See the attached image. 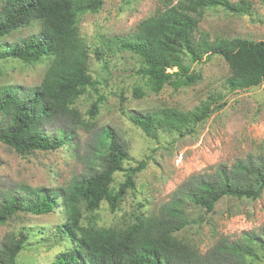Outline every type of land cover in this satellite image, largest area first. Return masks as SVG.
Wrapping results in <instances>:
<instances>
[{
    "label": "trees",
    "instance_id": "trees-1",
    "mask_svg": "<svg viewBox=\"0 0 264 264\" xmlns=\"http://www.w3.org/2000/svg\"><path fill=\"white\" fill-rule=\"evenodd\" d=\"M101 4V0H4L0 6V39L35 19L41 22L37 33L9 46L0 43V58L25 63L50 59L38 84L0 86V142L17 153L71 147L78 127L90 125L74 106L87 87H95L88 69L89 47L77 22L79 14L95 11ZM210 7L242 14L250 9L251 1L177 0L142 19L133 33L115 38L121 50L138 56L137 74L145 79L148 89L158 92L166 84L176 89L196 83L201 76L190 70L184 58L196 62L212 54L227 62L229 88H249L264 80V40H209L205 32H198L201 14ZM93 53L98 59L103 56L98 49ZM134 93L143 94L140 89ZM214 100L211 95L188 110L165 106L131 113L130 119L153 139L162 128L182 134V129L209 116L217 105ZM96 109L92 104L91 117ZM95 139L92 149L79 155L83 171L66 185L52 189L23 185L0 193V224L18 211L48 213L60 200L67 217L58 228L69 243L53 264H248L264 257V232L244 231L236 238L218 241L205 253L174 235L185 224L181 201L209 212L223 196L257 197L264 188V154H250L230 167L222 165L212 173L194 175L158 215H138L124 228L94 227L81 223L83 212H93L102 201L115 210L127 190L134 187L136 173L146 165L140 160L123 168L128 148L110 127L100 129ZM118 171H124V180L112 190L113 174ZM26 238L24 231L7 234L0 243V264H17Z\"/></svg>",
    "mask_w": 264,
    "mask_h": 264
},
{
    "label": "rangeland",
    "instance_id": "rangeland-1",
    "mask_svg": "<svg viewBox=\"0 0 264 264\" xmlns=\"http://www.w3.org/2000/svg\"><path fill=\"white\" fill-rule=\"evenodd\" d=\"M176 1L101 0L97 10L78 15L79 33L90 51L88 69L95 87H87L74 106L90 125L78 127L71 147L23 155L0 142V193L23 185L51 189L66 185L83 171L79 155L92 149L93 139L96 141L99 130L107 126L128 148L129 157L123 161V168L135 166L140 160H145L146 165L136 173L134 187L127 190L115 210L102 201L93 212H83L81 223L124 228L138 215H158L194 175L212 173L222 165L230 167L250 154H264V80L249 88L231 89L226 84L230 74L227 62L221 55L212 54L196 62L184 58L190 70L201 76L196 83L176 89L166 84L154 92L137 74L138 56L117 45V36L133 33L142 19ZM250 1V9L242 14L221 7L204 9L198 32H205L209 40H264V3ZM40 28V20L35 19L3 36L0 43L12 45ZM94 49L101 51L102 58L96 57ZM49 62V58L33 63L0 58V86L38 84ZM135 89L143 94L138 96ZM211 95L217 104L213 111L196 126L182 129V134L162 128L157 139H153L130 119L131 113L165 106L193 109ZM94 103L97 109L91 117L89 110ZM123 180L124 171L115 172L111 189L116 190ZM59 203L40 215L18 211L0 224V243L10 232L27 234L17 264H53L56 255L67 248L69 242L58 228L67 215L60 200ZM180 211L185 224L174 235L205 253L218 241L236 238L244 231L264 232V188L255 198L223 196L209 212L190 201H181ZM248 264H264V257Z\"/></svg>",
    "mask_w": 264,
    "mask_h": 264
}]
</instances>
